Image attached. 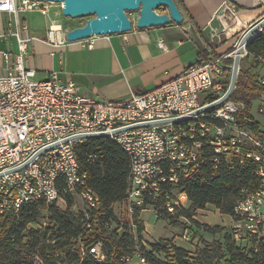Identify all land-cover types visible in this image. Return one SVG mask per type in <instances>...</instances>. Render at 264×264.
<instances>
[{
	"label": "built area",
	"instance_id": "2783aa9c",
	"mask_svg": "<svg viewBox=\"0 0 264 264\" xmlns=\"http://www.w3.org/2000/svg\"><path fill=\"white\" fill-rule=\"evenodd\" d=\"M50 4L38 0H0V12L13 17L9 25L13 21L18 25L11 33L17 38L18 51L3 53L5 71L0 74V216L19 217L26 205L42 202L46 206L45 221L51 223L49 206L55 203L63 209L58 202L66 203L67 196L79 197L84 202L82 212L87 217L91 212H100L102 200L89 185L88 173L82 170L76 150L88 138L64 140L79 134L109 132L130 157L127 198L119 205L126 208L132 220L137 210L150 209L160 217L163 211L175 216L187 209V193L166 187L187 179L200 167L212 163L218 169L221 162L230 167L246 161L256 163L257 185L243 190L244 196L237 202L234 214L227 216L232 220L231 233L237 242L264 241V130L253 127L254 120L244 111V103L231 98L195 114L225 94V82L233 68L225 60L234 59L240 40L233 46L234 51L210 52L152 91L116 101L97 100L81 94L75 82L64 81L56 73L37 79L36 70L27 66L29 45L35 36L26 19L18 17L32 12L46 15ZM228 13L240 15L235 2L227 3L217 15L222 28L212 23L206 28L213 47L231 38H221L229 23ZM54 23L49 26V38L62 30H55ZM159 46L164 48L162 40ZM247 54L243 51L242 57ZM258 60L264 65L262 55ZM258 81L264 84V69L258 74ZM169 119L175 120L144 125ZM95 157L89 155L90 160ZM63 177H71V187H63ZM50 182L59 183V190L50 191ZM104 224L114 229L112 223L104 220ZM182 238L190 241L191 235L187 232ZM144 244L148 251L152 250ZM79 247L82 256L105 259L101 240L90 245L80 243ZM168 248L172 253L171 246ZM154 255L164 261L172 259L165 253ZM124 261L148 264L139 249Z\"/></svg>",
	"mask_w": 264,
	"mask_h": 264
},
{
	"label": "trees",
	"instance_id": "16d2710c",
	"mask_svg": "<svg viewBox=\"0 0 264 264\" xmlns=\"http://www.w3.org/2000/svg\"><path fill=\"white\" fill-rule=\"evenodd\" d=\"M234 49L230 47L228 52ZM246 50L248 54L240 61L236 88L230 98L243 102L244 111L253 119L249 112L252 102L264 93V84L253 73L256 65L264 69L258 60V56L264 57V27L248 42ZM207 51L202 50L201 56L206 57ZM249 58H252L254 66L253 63L250 66L245 64ZM233 61V57L225 60L230 65H233ZM230 78L225 82L226 89ZM252 126L259 127L255 121ZM76 150L82 170L88 173L89 185L102 200L101 211L91 212L89 217L82 211L75 215L70 211L74 199L67 196L66 209L56 207L55 203L49 206V217L54 226L50 225L44 232L28 229L29 224L37 222L46 208L42 202L26 205L19 217L0 216V264H129L124 258L138 249L148 264H264V241L237 242L231 232L224 235L223 242L206 244L194 252L178 247L167 239L149 244L152 250L148 251L142 241L144 225L141 221L136 234L138 241L128 230L119 236L115 228L105 226L104 220L114 225L116 216L113 207L127 198L130 157L120 144L106 137L88 138ZM91 154L96 155L94 160L89 159ZM255 170L256 163L252 161L231 167L221 162L218 169H214L212 163L200 167L187 179L166 187L168 190L176 188L186 192L191 207L182 209L175 216L163 211L160 218L173 221L180 217L193 219L195 212L205 209L208 204L214 205L223 214L233 215L237 202L244 196L243 190H251L258 183ZM65 185L63 178V187ZM139 212L134 213L137 221ZM204 227L211 233L222 231L219 226ZM99 240L104 242V260L98 261L89 254L81 255L80 243L90 245ZM137 244L143 247L137 248ZM168 246H171L172 253ZM154 252L171 255L172 259L164 261Z\"/></svg>",
	"mask_w": 264,
	"mask_h": 264
},
{
	"label": "crops",
	"instance_id": "0c3cea01",
	"mask_svg": "<svg viewBox=\"0 0 264 264\" xmlns=\"http://www.w3.org/2000/svg\"><path fill=\"white\" fill-rule=\"evenodd\" d=\"M175 1L184 16V21L181 24L173 22L170 25L145 29L135 26L126 33L93 36L73 42L65 40V32L79 26L78 24L66 26L56 34V37L49 38L48 30L51 22L46 23V26L34 27L37 25L35 23L37 18L32 14L34 12L22 14L18 20L26 19L30 25L31 34L35 36L29 45L27 66L36 70L37 79H47L56 73L64 81L70 79L75 82L79 86L81 94L97 100L127 99L132 94L152 91L176 77L185 68L203 58L202 50H208L207 55L210 52L222 53V49L227 44L211 46L206 35L207 26L212 23L214 26L222 28L217 15L230 1L244 7L251 5L252 3H248L253 0ZM3 16H7L8 20L5 21ZM228 16L229 23L224 29V34L227 37H234L241 32L244 33L254 24V21L257 22L263 17L264 7L241 9L240 15L228 13ZM12 19V16L0 12V74L5 71L3 53L18 51L17 38L11 35L12 30H16L18 25L16 21H13L10 26L9 21ZM55 19L58 21L57 18ZM54 25L62 27L59 23H54ZM161 40L164 42V48L159 46ZM252 63L254 66L252 58L245 62L247 66ZM262 71L263 68L259 65L253 67L255 75ZM257 102L260 103L258 112H264V93L253 100L249 111L253 120L264 130V124L255 115L254 109ZM144 211L146 210L139 212L138 220L143 223V233H146V231L149 232L150 224L143 219ZM200 211H204V209L197 210V212ZM203 217L207 218V216ZM155 218L161 220L156 216ZM193 218L204 223L196 214ZM214 226H219V224L216 223ZM162 239H167L174 245L190 252L197 249L194 245L192 247L182 245L179 242L182 237L177 235ZM162 239L148 240L147 244L143 235L142 241L149 245L160 242ZM198 247L202 246L198 244Z\"/></svg>",
	"mask_w": 264,
	"mask_h": 264
},
{
	"label": "water",
	"instance_id": "95a60500",
	"mask_svg": "<svg viewBox=\"0 0 264 264\" xmlns=\"http://www.w3.org/2000/svg\"><path fill=\"white\" fill-rule=\"evenodd\" d=\"M42 2L60 3L62 5V14L64 17L72 19H80L89 17L86 23L81 26L68 29L65 32L67 41H79L89 39L93 36L112 35L118 33H126L133 29V20L128 16V12H138L139 17L136 20V27L139 29L159 27L170 25L173 22L181 24L184 16L175 0H38ZM159 8H164L166 12L158 13ZM264 27V16L249 27L242 35L238 46L235 50L232 75L229 86L225 94L218 100L204 105L195 114L208 111L219 106L229 99L236 88L237 78L240 69V61L243 49L246 48L248 42L253 36ZM184 119V117L182 118ZM175 119L164 121H155L144 123V125L157 124ZM118 129L113 133L126 130L128 128ZM109 132L85 133L79 134L65 139L68 141L76 138H93L108 137Z\"/></svg>",
	"mask_w": 264,
	"mask_h": 264
},
{
	"label": "rangeland",
	"instance_id": "374dc122",
	"mask_svg": "<svg viewBox=\"0 0 264 264\" xmlns=\"http://www.w3.org/2000/svg\"><path fill=\"white\" fill-rule=\"evenodd\" d=\"M263 2L264 0H254L252 1V4L250 3L251 5L244 6V7L239 5L238 3H235V10L237 12H240L241 9H246V8L253 9V8L264 7ZM158 11L166 12L164 8H159ZM32 14H34L35 15L34 17L37 18L35 21L37 25H35L34 27H42V25L46 26V23H49V22L59 23L61 24L62 28L69 26V25H75V24L76 25L78 24L79 26H81L86 23V20L88 18H90V16L85 17V18H80V19H72V18L64 17L62 14V5L60 3H51L49 12L46 15H42L36 12ZM128 16L131 20L136 22L137 18L139 17V13L138 12H128ZM55 18H57L58 21H56ZM30 19H31V22L33 23L32 18ZM4 20L7 21L8 17L7 16L4 17ZM242 35L243 33L241 32L237 34L236 36L231 37L229 39H226V36L224 34L221 35L222 39H226L224 41L225 45L227 44L222 49V53L227 52L228 48L231 45H235L236 47ZM255 105H256L254 109L255 115L262 122V124H264V112H258L260 103L257 102ZM66 203L64 201H59L58 205L62 207L63 209H66L67 208ZM187 205H189L188 208H190L192 205L191 201L189 202L187 201ZM82 209H85V204L79 197H76L74 199V204L70 208V211L74 213L75 215H77L82 211ZM113 209H114V213L116 216V221H115V224L113 225L114 228L116 229V233H118V235L121 236L126 230H128L132 232V234L136 237V240L138 241V237L136 234H137L140 220L137 221L134 218V215L132 216L133 217V220H132V218L126 211V208L120 207V205L114 206ZM195 214L198 215V218L204 223H200L198 220L194 218L188 219L185 217L178 218L177 221H173L171 219L165 220L157 216L158 219H161V220H157L154 216V212H152L150 209H147L146 211L143 212V219L147 220L150 224V227H148L149 232L147 231L146 233L142 232L146 243L148 244V240L149 241L158 240V239H162L163 237L164 238L175 237L176 235L179 237H182L184 233L188 232L191 235V240L186 241L182 238L180 239L181 241L179 242L182 245H186L188 247H192L194 245L196 248H198V244H200V246L202 247H205L206 244L216 245V243L218 242H223L224 235L231 232V227H230V225L232 224L231 218L227 215H223L215 206L208 205L206 209H204V211H200V212L196 211ZM203 216H207V218ZM45 220H46L45 211H42L37 220V223L34 222L32 224H29V227H31V229L36 228L37 230L44 232L45 229H47L50 225H52V223L46 222ZM131 220L135 222L136 227L132 226ZM45 222H46V225H44ZM207 222H209L210 224ZM216 223L219 224V227L222 229V231L218 233H211L205 230L204 225L214 226ZM32 227H35V228H32ZM143 245L137 244L136 246L137 248H140V246L143 247Z\"/></svg>",
	"mask_w": 264,
	"mask_h": 264
},
{
	"label": "bare ground",
	"instance_id": "6f19581e",
	"mask_svg": "<svg viewBox=\"0 0 264 264\" xmlns=\"http://www.w3.org/2000/svg\"><path fill=\"white\" fill-rule=\"evenodd\" d=\"M250 3H252V1ZM250 3H248V4H250ZM53 28L55 30H57V29H60L61 27H60V25H54ZM243 51H247L246 48H244ZM106 138H110L112 140V134H110ZM63 178L66 181L65 187H71V177H63ZM57 190H59V183H57V182H50V191H57Z\"/></svg>",
	"mask_w": 264,
	"mask_h": 264
}]
</instances>
